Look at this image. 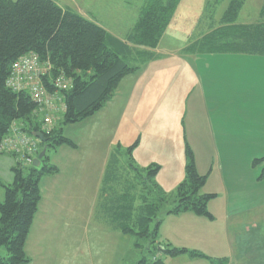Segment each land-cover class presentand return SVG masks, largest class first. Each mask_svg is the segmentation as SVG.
<instances>
[{
    "label": "trees",
    "instance_id": "1",
    "mask_svg": "<svg viewBox=\"0 0 264 264\" xmlns=\"http://www.w3.org/2000/svg\"><path fill=\"white\" fill-rule=\"evenodd\" d=\"M180 0H148L135 27L121 41L92 21L61 8L54 0H0V144L9 135L12 124L31 136L42 133L46 148L39 168L25 166L17 157L12 168L13 182L0 185L4 190L0 202V264H29L24 253L37 206L41 198L40 180L57 174L49 163L48 153L61 146L74 149L76 145L63 136L62 126L80 123L103 109L114 97L122 79L156 59L153 49L160 42ZM245 0H230L218 22L201 39L190 43L187 54L233 53L264 56V1L259 19L249 25L235 23ZM220 3V0L218 1ZM35 54L48 71L41 77L43 89L58 97L63 105L59 126L49 134L41 131L39 116L34 115L36 104L27 91L14 92L6 82L12 66L21 57ZM130 60L134 63L130 66ZM66 81L65 90L56 88L57 81ZM119 145L110 153L102 178L97 220L113 232L145 239L149 252H158L156 239L160 216L192 213L212 220L207 210L213 194H200L205 176L195 168L189 148L185 149L184 179L173 195H168L155 183L160 167L143 169L135 166L132 151ZM264 162V157L253 164ZM264 177V167L260 173ZM173 204H176L171 208ZM171 205V206H170ZM164 207L168 209H164ZM153 225V228H152ZM166 257L187 255L207 259L203 254L186 248L161 251ZM209 260V259H208ZM212 264H224L223 261ZM140 264H164L159 258L142 260Z\"/></svg>",
    "mask_w": 264,
    "mask_h": 264
},
{
    "label": "crops",
    "instance_id": "2",
    "mask_svg": "<svg viewBox=\"0 0 264 264\" xmlns=\"http://www.w3.org/2000/svg\"><path fill=\"white\" fill-rule=\"evenodd\" d=\"M93 6L94 3L87 5L86 7L91 9L85 14L76 12L85 18L88 17L87 19L105 30L106 28L99 21H103L102 17L97 18L91 14ZM178 6L168 26L176 18ZM210 15L212 14L204 15L202 10L191 29L210 31L214 26L213 22L219 21L213 20ZM126 36L127 34L124 37ZM186 37L183 46H179L174 52L161 49L158 46L159 42L153 50L156 59L148 62L141 72H144V75L149 73L152 78L154 62L170 54L175 57L163 63L165 65L161 70V72L165 71V79L169 76L167 69L174 65L183 69L188 68V72L184 71L187 76L196 74L203 106L199 109L202 114L207 115V119L200 125L201 131L197 129L201 135L193 141L198 142L195 145L200 147L203 145L204 149L207 148V143H210L214 149L216 153L214 161L217 167L213 165V169L212 166L211 171L207 173V180L213 178L220 181L225 197L213 203V211H210L213 217L211 221L221 220L219 233H215L212 222L201 221L202 223L198 226L197 222L200 221L194 220L191 217L192 213L169 216L180 218V227L177 229L180 232L181 241H184V247L188 250L199 251L207 257L223 261L224 264H264V177H260L264 162L253 164L254 160L264 157V102L239 103V110H246V114H240L238 117L235 116L236 110H233L234 104L223 103L228 90L232 91L230 93L236 100L241 94L247 102L258 95L264 97V56L233 53L187 54L183 50L190 44L192 37L187 35ZM163 38L164 33L160 41ZM200 38L198 36L197 39ZM180 55L183 59L176 61V56ZM170 62L175 64H169ZM152 93L155 92L152 91ZM56 99L57 112L54 114L55 117L53 116V123L58 119L60 121L63 112L61 100L58 97ZM107 107L110 109L109 112L105 109ZM117 109L119 107L116 106L115 98H113L106 107L82 121L89 122L86 131L87 147L91 150V156L90 154L89 156L92 160L91 163L89 161V165H84L83 160L78 157L77 146L74 149L61 146L48 155L49 163L57 167L58 172L40 180L41 198L24 244V253L30 259L29 264L50 257V254L42 257L41 253L45 249H70L62 261L71 263L77 261V257H82L81 255H84L88 249L89 251L94 249L92 233L96 226L92 220L94 213L96 214L102 178L110 153L114 149L115 142L124 150L135 141L130 139L124 144L120 143L118 137L120 135L117 132L121 121L117 119L120 117ZM183 130L189 131V127ZM176 135L180 142L181 133ZM138 143L139 141L136 145ZM16 163L17 158L14 156L0 154L2 185L13 182L12 168ZM228 191L231 196L228 195ZM3 197L4 190L0 185V202ZM228 203L233 206L232 210L228 209ZM214 207L218 216L214 214ZM96 221L100 234V228L105 225L97 219ZM223 250L225 252H222ZM165 258L164 264H211L208 259L191 258L187 255Z\"/></svg>",
    "mask_w": 264,
    "mask_h": 264
},
{
    "label": "rangeland",
    "instance_id": "3",
    "mask_svg": "<svg viewBox=\"0 0 264 264\" xmlns=\"http://www.w3.org/2000/svg\"><path fill=\"white\" fill-rule=\"evenodd\" d=\"M54 1L62 8H68L74 12L78 11L81 15L91 9V7L87 8V5H92L94 3L91 14H94L97 18L102 17L103 21L99 20L100 23L106 28L105 30L110 32L111 35L116 36L117 39H125L124 36L135 27L138 20L141 18L145 7L144 5L148 2V0ZM218 1L219 0H180L176 18H173L174 21L165 30L164 38L160 41L158 46L161 47V49L167 50V52H174L179 46H183L186 35L192 37L190 43L196 41L198 36L202 39L207 34L208 30L203 29L202 31H198V28L197 30L191 29L194 27L192 24L198 18L202 10L204 11V15L209 13L212 14L210 17H212L213 20H220L230 0H220V3H218ZM263 1L264 0H245L243 7L237 15L235 23H255L259 19ZM98 11H100V13H98ZM89 17L92 18L91 15H89ZM174 57L175 55L169 54L166 58H158L156 62H154L155 67L152 70V78H150L149 73L144 75V72H141L145 64L140 70L134 74L128 75L120 81L113 97L115 98L116 106L119 107L117 110L120 117L117 119L121 121L117 133L120 135L118 137L120 138L119 141L121 144H124L125 141L130 139L131 141L133 139L135 140L134 144L139 141L132 151L135 166L139 169L151 165L159 166L160 170L155 177V183L168 195H173L177 186L184 179V168L186 163L185 149L188 147L192 153L197 172H199V175L203 174L202 176L206 177L200 194L214 195V198L207 204V210L210 213L211 210L213 211V203H217L220 199L222 200L225 197V194L222 193L220 181L216 179L213 180V178L207 180V173L211 171L212 166L214 165L215 168L217 167L216 161H214L216 153L210 143H207V148L204 149L203 145L200 147L195 145L198 144L197 141H193L201 135V133L197 132V129L201 131L200 125L207 119V115L205 113L202 114L199 109H202L203 106L201 101V89L196 74H188L190 78L184 74V71H189L188 68L183 69V67L179 68L176 65L167 69V75H169L167 79H165L164 76L165 71L161 72L165 65L163 63H167V61H170V59ZM176 58V61H179L183 59V56H176ZM127 63L130 66L134 65L130 60H127ZM169 64H175V62H170ZM155 74L158 75L156 76ZM146 87L149 88L146 89ZM152 91L155 93L153 94ZM230 92L232 91L228 90L226 92L223 103L234 104L233 106L235 108H233V110H236V117L240 116V114H246V110H239V103L256 104L264 102V97L262 95L253 97L247 102L244 100L243 94L236 100ZM234 96L237 97L238 95ZM105 109H108L107 112L110 111L108 107ZM88 123L89 122H82L62 126L63 136L71 140L77 146L79 149L77 155L83 160L84 165H89V161L90 163L92 162V160H90L91 150L87 147L88 134L86 131L87 125H89ZM58 124L59 119L58 121H54L52 127L57 126L58 128ZM185 127H189V131H184L183 129H185ZM179 132L181 133V136H179L180 142L176 135ZM117 144L118 143L115 142V145ZM115 145L114 148L116 147ZM125 148L127 149V147ZM126 149H124V151ZM50 154H52V152L48 153V155ZM142 166L145 167L142 168ZM83 168L87 167L83 166ZM228 195L231 196L229 191ZM175 205L176 204L170 206L172 208ZM168 208L164 207V209ZM228 209H233V206L229 203ZM214 212V214H216L215 216H218L215 207ZM191 217L194 220L197 219V221H200L197 222L198 226L199 223H202L201 221L212 222L215 226V233L220 232V219L209 221L204 217H196L193 215ZM96 219L97 215L94 213V218L92 220L93 224L96 226H93L94 232L92 233V245L94 249H90L91 251L88 249L84 255H81L82 257H77V261L72 263L70 261H62L70 249H45V251L41 253L42 257L44 255L48 256L49 254L50 257L37 260L33 264H140L142 260L151 261L153 258L163 260L166 257L162 252H149V248L151 247L145 239L140 240L132 236H123L119 232L109 230L107 226L101 227V233L99 234L98 222H95ZM160 220L161 222L158 225L156 239L158 245L155 246L156 249H163L168 244L170 248H185L184 241H181V235L177 229L180 227V218L162 214ZM222 252L225 251L223 250ZM0 254H4L3 249L0 250ZM205 257L209 259L208 261L210 263H218L216 259Z\"/></svg>",
    "mask_w": 264,
    "mask_h": 264
},
{
    "label": "built area",
    "instance_id": "4",
    "mask_svg": "<svg viewBox=\"0 0 264 264\" xmlns=\"http://www.w3.org/2000/svg\"><path fill=\"white\" fill-rule=\"evenodd\" d=\"M49 66L43 67L35 54H28L18 59L12 66L7 87L14 91H27L36 104L35 116H39L41 131L49 134L53 116L57 112L56 97L50 96L43 89L40 79L46 74ZM69 87L66 81H57L56 88L65 90ZM64 110L63 105L61 106ZM40 153V141L20 131L19 126L12 124L9 135L0 144V154L11 155L25 166H32L33 160Z\"/></svg>",
    "mask_w": 264,
    "mask_h": 264
},
{
    "label": "water",
    "instance_id": "5",
    "mask_svg": "<svg viewBox=\"0 0 264 264\" xmlns=\"http://www.w3.org/2000/svg\"><path fill=\"white\" fill-rule=\"evenodd\" d=\"M31 136L35 139H37L38 141H40V143L45 144L46 143V138L42 133L39 132H34L31 134ZM45 151L46 148L44 147V149L38 154L37 158H35L33 160L32 166L35 168H39L40 164H41V160L42 158L45 156ZM159 251H162V249H159Z\"/></svg>",
    "mask_w": 264,
    "mask_h": 264
}]
</instances>
